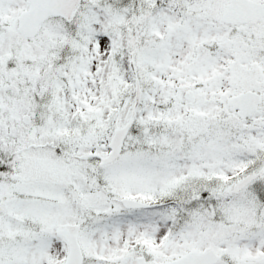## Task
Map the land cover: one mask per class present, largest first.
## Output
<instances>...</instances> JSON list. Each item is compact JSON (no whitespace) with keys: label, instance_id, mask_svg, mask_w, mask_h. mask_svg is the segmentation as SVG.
I'll return each instance as SVG.
<instances>
[{"label":"snow or ice","instance_id":"obj_1","mask_svg":"<svg viewBox=\"0 0 264 264\" xmlns=\"http://www.w3.org/2000/svg\"><path fill=\"white\" fill-rule=\"evenodd\" d=\"M0 264H264V0H0Z\"/></svg>","mask_w":264,"mask_h":264}]
</instances>
